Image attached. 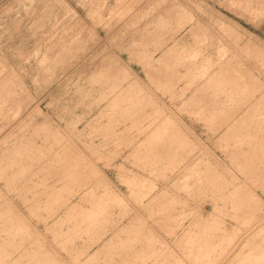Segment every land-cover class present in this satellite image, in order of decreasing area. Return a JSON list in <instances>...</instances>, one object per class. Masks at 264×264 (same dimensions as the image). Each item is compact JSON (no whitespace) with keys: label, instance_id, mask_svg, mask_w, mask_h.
<instances>
[{"label":"rangeland","instance_id":"1","mask_svg":"<svg viewBox=\"0 0 264 264\" xmlns=\"http://www.w3.org/2000/svg\"><path fill=\"white\" fill-rule=\"evenodd\" d=\"M0 264H264V0H0Z\"/></svg>","mask_w":264,"mask_h":264}]
</instances>
